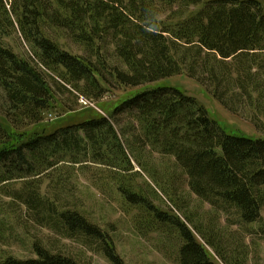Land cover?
I'll return each mask as SVG.
<instances>
[{
	"label": "trees",
	"instance_id": "obj_1",
	"mask_svg": "<svg viewBox=\"0 0 264 264\" xmlns=\"http://www.w3.org/2000/svg\"><path fill=\"white\" fill-rule=\"evenodd\" d=\"M191 5L201 6L184 17ZM182 74L230 112L244 106L264 130V3L0 0V113L17 130L44 120L55 102L51 81L88 101L109 88L146 87L109 116L27 138L0 121V213L25 208L37 224L124 264L109 232L82 209L73 179L87 174L144 210L177 244L178 264H220L207 246L222 264H247V245L228 229L259 224L264 235V136L230 133L194 95L157 85ZM176 181L217 215L205 222L157 205ZM32 249L36 256L23 259L0 245V264H86L39 240Z\"/></svg>",
	"mask_w": 264,
	"mask_h": 264
},
{
	"label": "rangeland",
	"instance_id": "obj_2",
	"mask_svg": "<svg viewBox=\"0 0 264 264\" xmlns=\"http://www.w3.org/2000/svg\"><path fill=\"white\" fill-rule=\"evenodd\" d=\"M260 1L264 3V0ZM200 6H189L183 14L184 17L192 11H196ZM7 42L12 44L17 51H21L12 38H8ZM62 42L66 43L64 40ZM69 47L74 52L82 53L74 44L69 43ZM51 84L56 94L55 102L46 111L44 120L41 123L30 124L17 130L8 118L0 113L2 125L8 131L16 132L18 135L22 134L24 138H27L36 132H49L58 126L83 119L102 115L109 116L122 101L146 90V87L138 89L109 88L107 94L101 99L88 101L86 98L80 97L74 90H71L73 92L61 90L52 81ZM163 84L177 86L186 93L197 97L207 107L210 116L228 132L247 134L253 137L264 136V130H258L255 127L244 106L240 107L243 114L230 112L204 86L189 78L187 74L175 76L157 85ZM136 170H139V167ZM89 177L90 175L80 173L73 179L79 188L78 194L83 204L82 209L89 219L109 232L116 251L124 264H178L177 244L174 240L168 238L161 228L154 226L147 220L144 210L128 204L112 188L101 189L97 187ZM96 180L98 181V179ZM141 180L138 179L139 182ZM174 187L173 189L176 192H173L170 197H166L160 192L163 201H158L157 205L166 210L173 209L178 215H181L178 208L180 206L185 207L187 211L197 213V217L205 222H210L211 218L217 215L213 212V207L209 202L200 200L196 195H190L187 185H184L182 181H176ZM219 213L220 223L222 225L228 224L227 215L224 212ZM262 215L264 217V207ZM0 218L5 219L3 223L5 225L0 223V233L4 235L0 240V245L3 250L13 253L19 258L35 257L32 244L33 241L39 240L46 247L56 252L61 250L86 264H113L102 252L92 250L75 239L63 238L49 227L37 224L25 208H22V210L17 208L15 214L0 213ZM259 226V224L244 227L234 225L228 229L230 233L234 234L233 236L239 237V242L247 245V264H264V235L258 233ZM206 248L211 257L222 264L213 251L208 246Z\"/></svg>",
	"mask_w": 264,
	"mask_h": 264
}]
</instances>
